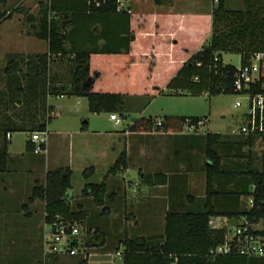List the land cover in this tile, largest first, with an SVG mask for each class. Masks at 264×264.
Listing matches in <instances>:
<instances>
[{
    "label": "trees",
    "instance_id": "trees-1",
    "mask_svg": "<svg viewBox=\"0 0 264 264\" xmlns=\"http://www.w3.org/2000/svg\"><path fill=\"white\" fill-rule=\"evenodd\" d=\"M38 7V17L29 15L20 6L11 12L0 10V24L11 20L15 12L28 15L31 33L48 45L43 54L6 56L4 85L0 87V113L12 107L17 111L15 116L23 121V116L41 110L43 119L41 123L27 124L6 117L0 125V174L8 171L9 134L47 132L53 112L47 102L49 97L83 98L90 113H119L122 116L127 109L123 94L93 91L95 76L90 72V59L95 54L130 52L135 40L130 26L131 15L117 11L114 0H46L39 2ZM224 53L239 55L240 65L256 53H264V0H243L241 10H230L226 0H216L208 39L173 75L165 86L166 94L208 97L234 94L236 68L223 63ZM260 77L264 83V60L260 63ZM179 90L183 91L182 95L177 93ZM201 120L165 116L161 125H157L154 118L142 117L134 119L129 130L134 133L181 132L185 124L197 128ZM256 139L206 132V190L202 209L167 213L161 235L125 237L120 242L122 264H224L249 259L235 253L213 258L209 251L222 244L225 235V229L212 227L213 218L224 217L234 223L244 217L254 233L264 235V140H259L262 150L257 157L251 149ZM25 144L26 151L33 152V145L29 141ZM42 148L45 150L44 145ZM243 148L247 150L246 154L240 152ZM232 151H235L233 159H227ZM124 158L121 153L107 175H114L124 167ZM238 159H245L246 166L241 163L239 166L242 167L237 170L230 169ZM93 173L94 170L88 168L82 176L89 179ZM71 178L72 172L67 167L47 171L44 183L32 187L30 197L22 207L26 210L38 199L44 204L45 224L65 220L82 226L87 213L71 209L67 195ZM149 178L156 184L166 183L164 175ZM107 191L103 180L98 184H85L81 194L91 197L95 206L103 207L105 214ZM249 196L253 199L252 207L241 201ZM87 233L84 248L104 245V238L97 243L98 231L91 233L88 230ZM86 263V259L82 261V264Z\"/></svg>",
    "mask_w": 264,
    "mask_h": 264
},
{
    "label": "rangeland",
    "instance_id": "rangeland-1",
    "mask_svg": "<svg viewBox=\"0 0 264 264\" xmlns=\"http://www.w3.org/2000/svg\"><path fill=\"white\" fill-rule=\"evenodd\" d=\"M45 1L46 0H1L0 10L11 12L14 8L20 6L21 9L27 10L29 15L38 17L39 2ZM215 7L216 0H138L137 3H132L131 20L133 21L134 27L132 32L134 36L137 35L138 31L143 29L152 32L160 28L161 25L164 28L166 25L173 26L177 18L181 19L192 15L195 17H201L203 15L207 22L208 18L211 19L212 10ZM226 7L230 10H241L243 9V0H226ZM156 12H162L167 16V19H162V22H160V19H157L155 16ZM149 14L152 16L150 20L148 18ZM27 16L28 15L25 13L15 12L13 13L11 21H6L0 25V87L4 85L3 68L5 66L4 57L6 54L17 51L30 53L41 52V50H39V48L42 47L41 43H39L40 45H38L36 49L33 43L31 44L34 38L30 29L31 23L28 21ZM186 25H192V22H186ZM202 35L203 32L198 36V39L201 38ZM187 41L185 37H181L179 42L180 49H184V53L192 48V43L194 42ZM121 59L122 58L104 57L94 61L93 72L97 71L99 77L95 73L92 74V76L98 77L95 82V89L102 92L120 93L126 97L125 103L129 110L126 109L125 114L129 121L140 116L137 115V112L142 113L141 115L143 116L152 115L153 117H155V115L156 117H160L162 116L161 113H178L185 117H197L205 121V126L197 128L199 135H203L202 132L204 130H207L210 134H220L223 136L233 135L231 130L239 125L240 115L245 110V107H234L235 101L237 100L236 95L221 94L211 97L206 95L171 96L166 94L167 91L165 88L164 94H162L156 102L148 106V111L143 112L151 101L150 95L142 93L143 91L146 92L151 89V86L144 85L149 83V80L144 76L145 72L149 74L152 73L156 66L160 68L158 73L165 72V70H167L166 65L171 66V62L168 60V62L163 61L157 63L158 61H156L155 54H152L151 57L148 58L147 61L142 62V64L137 62L136 68H134L136 69L135 71L131 67H127V69L116 68L121 64V62H118V60ZM175 61H179V59ZM222 61L224 64L234 66L235 68L240 66V56L237 54L224 53L222 54ZM125 62L129 65V61ZM122 66L123 65H120L119 67ZM137 70H139V72ZM130 81L134 82L135 85H131ZM56 98L57 97H49L52 101ZM49 99L47 102H49ZM72 102H76V99L72 98L61 101L59 104H62V106L53 103L55 106V108H53V116L51 115V121L47 125L48 131H50L49 138L52 143L47 153L44 151L39 154L27 152L25 150L27 134L25 132H15L11 134V146L9 148L11 159L8 163L9 172L6 171L0 174V264H38V262L42 264H61V260L62 262L65 261L64 264H79L80 259H83L86 255L84 247L85 239L88 234L82 236L86 232L84 231L85 228L79 224L78 228L81 231L82 239L80 238V244L77 248L79 250L78 256L76 255L77 257H59L58 261H54L56 256H43V203L35 199V204H33L32 207L29 205L26 210L22 207L30 197L32 187L35 184L44 183L46 170L51 171L65 165H73L74 169L71 179V188L67 191V195L77 198L81 193L80 191L85 181L81 172L77 170L80 164L77 166L76 164L78 162L75 160V157L81 153L80 151L82 149L81 142L75 140L78 126L83 117H88L91 124L94 122L95 125L102 123L106 117L101 115V113H90L87 109L86 100L83 98L80 100L79 104L74 103L72 106ZM16 112L17 111L12 107L7 111H1L0 125L5 122L6 117L15 116ZM54 116L57 117L54 118ZM14 118L16 119V117ZM185 130L186 133L189 132L190 134H194V131H196L190 129L188 125L185 126ZM63 134L69 135V138H62ZM1 141L2 134L0 133V146ZM251 149L252 153L259 157L262 144L258 139L255 140ZM240 150L242 154L247 153L245 148ZM234 153L235 151H232L227 159H233ZM81 160L82 159H80V161ZM241 163L246 166L245 159H238L235 165H233L234 167L230 166V169L237 170L238 167H242V165L239 166ZM254 166L257 168L256 164ZM103 177V170H100L99 173H96L94 181L100 182ZM134 178L132 177L130 180L126 181V184H128L130 190H132L133 187L136 188V192L132 194L134 198H137L139 197L140 183L139 180L136 182ZM10 184L11 187L7 188ZM126 189L130 192L128 188ZM115 217L114 230L118 227L121 228L123 232L128 231L129 235H139L140 228H143L139 225V228H136L137 232L133 230L136 234H133L134 232L129 228V222L127 226V224L123 223L120 216L118 217L115 215ZM89 222L91 227H93V225H97L98 220L91 214ZM138 222L139 224L142 223L140 220ZM221 223V220H216L215 225L219 226ZM232 224L234 223L226 221L224 227L229 228ZM82 241L84 243L83 246ZM116 243L117 241L115 240L114 246ZM110 244H113V240L110 241ZM10 249H13V255L8 258L11 254V252H9ZM119 251H122V246H120ZM88 264L122 263L121 257L116 254L114 249V252H112L107 259L93 257L89 259Z\"/></svg>",
    "mask_w": 264,
    "mask_h": 264
},
{
    "label": "crops",
    "instance_id": "crops-1",
    "mask_svg": "<svg viewBox=\"0 0 264 264\" xmlns=\"http://www.w3.org/2000/svg\"><path fill=\"white\" fill-rule=\"evenodd\" d=\"M133 2L137 3L138 0H133L132 3ZM155 16L157 19H160V22H162V19H167V16L162 12H156ZM151 17L152 16L149 14V20L151 19ZM5 22L6 21H4L3 23ZM186 22H192V25H186ZM130 26L132 30L134 28L132 20L130 22ZM210 31L211 19L208 18V21L206 22V18L203 15L201 17H195L194 15H192L187 16L186 18H177L173 26L166 25L164 28L161 25L160 28H157L152 32H148L147 29H143L141 31H138L137 35L135 36V40L131 43L130 52L128 54L92 55L90 59L91 75L95 73L99 77V73L97 71L93 72V62L104 57L122 58L121 60H118V62H121L120 65L123 66L119 67L120 65H118L116 68L127 69V67H131L135 71L136 69L134 68H136V63L140 62L139 64H142V62L147 61V59L150 58L152 54H155L157 59L156 61H158L157 63H161L163 61L168 62V60H170L171 66L166 65L167 70H165V72L158 73L160 68L159 66H156L152 73L149 74L145 72L144 74L145 78L149 80V83H146L144 85L151 86V89L148 90L149 92H142L143 94H148L151 96V101L143 111L146 112L148 111V106L156 102L158 98H160L162 94H164L163 92L165 91V86L177 72V70L182 66L183 62H185V60L188 59L190 55L200 49V47L209 37ZM202 32V37L198 39V36H200ZM32 36L34 40L31 41V44L33 43L36 49L38 45H40L39 43H41L42 47L39 48L41 52L30 53L17 51L9 52V54L36 55L46 53L48 50L47 42L37 39L33 34ZM181 37H185V40H188L187 42L194 41L192 43V48H190V50L186 53H184V49H180L179 46ZM7 55L8 54H6L4 57L5 62ZM176 59H179V61H175ZM125 61H129V65H127ZM137 71L139 72V70ZM98 77H95L93 81V91L95 90L94 92L103 93L102 91L95 89V82ZM130 83L131 85H135L134 82L130 81ZM160 91H162V94H160ZM105 93L110 92L105 91ZM72 98L76 99V102L71 103L72 106L74 105V103L79 104L80 100L82 99L72 96H62L57 97L53 101L49 99L48 104L52 106V108H55L53 103L59 104L61 103V101ZM58 106H62V104H59ZM116 114L122 120V123L120 125H117L115 124V122L111 121L109 119L110 113L106 112H101V115L106 118H104L103 122L99 125H95L94 122H92L91 124L88 117H83L80 125L78 126V132L76 133L75 137V140L81 142L80 144L82 146V149L80 151L81 153H79V155L75 157L76 162H78L76 165L78 166L80 164L78 166L79 169L77 170H79L81 174L85 169L88 168H92L94 170L93 175L89 179H84L85 182L80 192H82L85 184H98L104 180L109 195V197L104 201V208L108 209L107 213L105 214L102 211L103 207L95 206L91 197H84L81 193L77 198L68 196L70 199V206L72 210H83L87 213V218L84 220L82 225L85 228L84 231L86 233L84 232L85 234L82 236H86L88 234V230H92V233L98 231L100 233V237L98 239V242H96L100 243L103 238L105 240V243L102 247L84 248V251H86V255L83 259H80L79 264H82V261L85 259L87 261L86 264H88L89 259L93 257L107 259L112 254V252H114V249L116 251V254L121 257L122 251H119L120 242L125 237L161 235L164 230V219L167 213L198 211L203 207V200L206 190L205 167L207 165V161L205 159V134L208 131L204 130L202 132L203 135H199V132H197V128L200 126H197V128L195 129L196 131L193 130L194 134H190L189 132L186 133L185 124L182 127L181 132L153 130L152 132L134 133L129 130V127L134 119L129 121L125 113L122 116L119 113ZM141 114L142 113L137 112V115L140 116L136 117L135 119L142 117H151L156 120V123H161L162 118L165 116H184L178 113H161L162 116L160 117H156V115L155 117H153L152 115L143 116ZM51 115L53 116V112ZM14 117H16V119ZM56 117L57 116H54V118ZM10 119H12V121L16 123H20L22 121L18 116H11ZM42 119L43 112L39 110L37 112H32L31 114L23 116L22 122L27 124H36L41 123ZM202 121L204 120L202 119ZM203 126H205V121ZM25 133L27 134V142L29 133ZM11 134H9L8 137L10 141L8 147V160L11 159V154L9 153L12 138ZM49 135L50 131H48L47 128V143L44 150L45 153L49 151L50 145L52 143ZM62 138L68 139L69 135L63 134ZM121 153H124L125 155L124 167H122L114 175H107L108 171L115 164L117 158ZM80 159L82 160L80 161ZM62 167L69 168L73 175V165H65ZM100 170H103L104 177L100 182H95L94 179L96 178V173H99ZM47 171L48 170H46V172ZM153 175H164L166 177V183H153L149 178V176ZM132 177H135L134 180L136 182L139 180L140 183V190L138 194L139 197L137 198H134V195L129 189L128 184H126V181L130 180ZM10 187L11 184L7 186V188ZM126 188H128L130 192L127 191ZM243 200L247 202L246 198L241 199V201ZM33 204L35 203L33 202L32 204H30V206L32 207ZM91 214L98 220L97 225H93V227H91V224L89 222ZM115 215L118 217L120 216V218L123 220V223L127 224V226L129 222V228L132 232H134L133 230L137 232L136 228H139L138 226L141 225L140 227L143 228H140L139 235H129L128 231L123 232L121 228L118 227L114 230V218H116ZM139 220L142 221L141 224H139ZM216 220H221L222 223L219 226H216ZM226 221L227 218L224 217L213 218L211 219V225L213 228L218 229L220 227H223ZM133 234L136 233L134 232ZM112 240L113 244H110V241ZM115 240L117 241V243L114 246ZM82 245H84L83 241ZM9 252H11V254L8 256V258L13 255V249H10ZM59 257L67 256H56L54 258V261H58ZM64 263L65 261L62 262L61 260V264ZM38 264L42 263L38 262ZM224 264H264V259L249 258L241 261L234 260L230 262H224Z\"/></svg>",
    "mask_w": 264,
    "mask_h": 264
},
{
    "label": "built area",
    "instance_id": "built-area-1",
    "mask_svg": "<svg viewBox=\"0 0 264 264\" xmlns=\"http://www.w3.org/2000/svg\"><path fill=\"white\" fill-rule=\"evenodd\" d=\"M133 0H114L116 10L132 14L131 3ZM217 59L215 58V61ZM264 60V53H256L250 59L236 68L233 89L237 100L235 108L245 107L240 115L239 125L232 128V136L253 137L264 140V83L260 77V63ZM179 95L183 91H177ZM109 119L115 124L122 123L121 118L116 113H111ZM157 125H161L157 122ZM204 121H199L198 126H203ZM195 130V126H189ZM9 137V135H8ZM28 141L33 145V153L39 154L44 151L42 145L47 143V132L35 131L28 134ZM137 185V184H136ZM132 193L136 188H132ZM248 207L253 206L251 196L246 198ZM228 222V220H227ZM77 223L65 220H58L43 226L42 251L43 256H76L80 244L81 231ZM225 229L224 242L209 251L213 258L227 256L235 253L246 258L264 259V235L254 233L246 218H241ZM75 245H72V242ZM83 246V245H82Z\"/></svg>",
    "mask_w": 264,
    "mask_h": 264
},
{
    "label": "water",
    "instance_id": "water-1",
    "mask_svg": "<svg viewBox=\"0 0 264 264\" xmlns=\"http://www.w3.org/2000/svg\"><path fill=\"white\" fill-rule=\"evenodd\" d=\"M71 244H72V245H75V242L73 241Z\"/></svg>",
    "mask_w": 264,
    "mask_h": 264
}]
</instances>
